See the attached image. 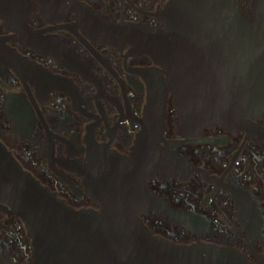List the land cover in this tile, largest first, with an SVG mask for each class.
Wrapping results in <instances>:
<instances>
[{"label":"flooded vegetation","instance_id":"af4514ba","mask_svg":"<svg viewBox=\"0 0 264 264\" xmlns=\"http://www.w3.org/2000/svg\"><path fill=\"white\" fill-rule=\"evenodd\" d=\"M236 1L264 26V0ZM172 2L0 0V140L75 209L101 208L87 184L90 165L131 158L149 81L167 78L141 40L168 30ZM179 120L169 93L158 147L170 166L145 179L162 202L140 213L143 222L178 244L212 245L264 264V112L198 134L179 135ZM148 156L155 160V151ZM11 209L0 197V264H34L33 239Z\"/></svg>","mask_w":264,"mask_h":264},{"label":"water","instance_id":"95a60500","mask_svg":"<svg viewBox=\"0 0 264 264\" xmlns=\"http://www.w3.org/2000/svg\"><path fill=\"white\" fill-rule=\"evenodd\" d=\"M171 15L160 39L141 40L167 78L149 81L145 126L131 158L87 168L100 210L67 205L0 140V197L24 220L34 264H249L237 251L154 235L140 216L162 202L145 179L170 166L169 154L158 147L169 93L178 107L179 135L217 122L233 126L264 112L263 24L250 22L236 0H173ZM150 151L155 160L148 159Z\"/></svg>","mask_w":264,"mask_h":264}]
</instances>
